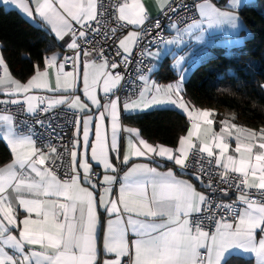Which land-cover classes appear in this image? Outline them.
I'll return each instance as SVG.
<instances>
[{
    "label": "snow or ice",
    "instance_id": "obj_1",
    "mask_svg": "<svg viewBox=\"0 0 264 264\" xmlns=\"http://www.w3.org/2000/svg\"><path fill=\"white\" fill-rule=\"evenodd\" d=\"M0 4L15 6L33 22L39 19L63 42L57 46L72 53L47 49L26 82L10 74L0 54V94L6 97L0 105H19L32 115L64 105L75 117L74 139L60 152L51 143L37 146L31 129L20 131L14 115L7 107L0 108V142L11 153V161L0 166V264H227L233 249L264 264V127L254 130L224 119L215 132L210 118L215 112L190 109L183 99L182 57L173 65L179 80L159 85L139 74L143 82L139 97L122 104L129 114L164 103L182 109L190 127L177 146L148 143L136 128L122 125L117 91L124 75L115 70L127 67L133 49L150 34L144 28L150 16L142 0H109L107 5L104 0H0ZM156 5L163 15L194 8L200 19L184 32L200 29L197 40L205 24L235 29L239 22V0L222 5L214 0H194L191 5L185 0H156ZM153 27H161L158 19ZM171 27L179 33L175 22ZM109 42L119 61H109L104 48ZM179 42V37L166 41ZM140 54L158 55L148 49ZM69 64L71 72L65 70ZM81 67L83 99L76 94ZM97 90L103 92V103ZM93 108L96 113L89 115ZM121 133L127 134L123 150ZM230 139L235 140L231 151ZM164 160L182 174L193 167L201 187L217 195L197 191L189 181L178 179L172 168L159 171V161ZM93 162L102 167V178L93 171ZM60 168L67 169L63 179ZM123 168L127 170L119 177L114 197L115 174ZM231 189L236 199L225 203L223 197L231 199ZM101 209L107 215L102 248ZM21 211L26 214L23 219Z\"/></svg>",
    "mask_w": 264,
    "mask_h": 264
},
{
    "label": "trees",
    "instance_id": "obj_2",
    "mask_svg": "<svg viewBox=\"0 0 264 264\" xmlns=\"http://www.w3.org/2000/svg\"><path fill=\"white\" fill-rule=\"evenodd\" d=\"M238 14L249 30L242 48L217 53L196 66L183 83V96L198 109L214 111L217 119L232 115L243 127L259 130L264 127V0L241 7ZM49 48L56 49L51 35L16 11L0 6V54L15 79L26 82L34 74L33 66L42 63ZM169 64L170 60L164 59L155 72L161 84L176 79ZM122 119L123 123L138 128L148 142L173 148L189 124L183 114L169 108L130 114ZM9 160V152L0 142V165ZM227 264L253 262L231 256Z\"/></svg>",
    "mask_w": 264,
    "mask_h": 264
},
{
    "label": "crops",
    "instance_id": "obj_3",
    "mask_svg": "<svg viewBox=\"0 0 264 264\" xmlns=\"http://www.w3.org/2000/svg\"><path fill=\"white\" fill-rule=\"evenodd\" d=\"M255 1L256 0H239V6L236 9L237 14H238V11H239V9L241 7L246 6V5H251ZM214 2L219 3V4L222 5V4L227 3L228 0H214ZM142 3L145 5L146 10L149 13L150 17L156 16L157 14H159V10H158V7L156 5V0H142ZM0 6L4 7L5 9H12V10L16 11L27 22H29L30 24L45 30L49 35H51V37L53 38V40H54V42L56 44V49L53 52H61V54H63L64 51L67 50L66 47L61 49V48H59L57 46L59 44H62L63 42L62 41H57L55 39L54 33H51L50 29L46 28L39 21V19H37L35 22H33L30 18H26L25 15L23 13H21L13 5L5 6L3 4H0ZM238 17H239V22H238L237 28H235V29L230 27L229 25H221L219 27L208 28L207 25L205 24L203 26L202 38L199 39V40L196 39V34L200 33V31H201L200 29H195L194 28V29H192V34H187V33L184 32V29L187 26L184 27L183 29H180L179 33L175 29H173L171 27L169 29V31L172 34V37L169 40H174V39H177L179 37V40L181 42L176 43V44H168V43L165 42V43L161 44L157 49L152 51L153 53H158V55H156L155 57H149V61H150L149 69H151V71L148 70V72L145 74V76L149 77V83L155 82L156 84H159V85H167L168 84V83L161 84L160 82H158V79L155 76V72L158 70L161 62L164 59H169L170 60V64H169L170 69L176 75V79L174 81L169 82V83H175L177 80H179L180 79V74H178L177 70L173 68V65L176 63V61L178 59H180L182 57L183 59H182L181 65H180L179 73L183 74V79H182V82H181L182 83V93L181 94L183 96V83L186 80L187 75L191 72V70L193 68H195L196 66L204 63L209 58L215 56L217 53H232V52H235V51L240 50L242 48L243 41H244L245 37H247L249 35V30L243 24L239 14H238ZM199 19H200V17H199V13H198V19L197 20H199ZM240 24L243 25L242 28L239 26ZM126 34H127V32L125 33V35ZM65 39H70V36L66 37ZM50 54L51 53H49V55ZM65 70L71 72L73 69H72V67H66ZM51 83H52V86L54 87L55 86V78H54V76H53V79H52ZM262 87H263V90H264V84L262 85ZM76 88H77L76 94L79 95L83 99L84 94H83V72H82V67L80 69L79 79L76 82ZM36 94L37 95H45V93H42V92H37ZM97 94H98V97L101 99V102L103 103L104 102L103 92L97 90ZM46 95L52 96L54 94L53 93H47ZM138 97H139V95L136 98H134V99H137ZM183 99L187 103L188 107L191 109L193 106L189 103V101L187 99L184 98V96H183ZM122 104H123V102H121V113H122L121 120H122V125L125 126V127H133L131 125H127L126 123H123V119L122 118L125 117L126 115H130V114L123 112ZM163 108H169V109L176 110V111L180 112L181 114H183L187 118L186 113H184L182 109H179L175 105H172V104H169V103L152 105L150 107L137 110L135 113H132V114H140V113H145L147 111H151V110H154V109H163ZM204 110H206V109H204ZM94 113H96V110L93 108L92 112H90L89 115H92ZM232 117H233L232 115H225L224 117H222L220 119H217L215 116L214 117H210V118H212L214 120L213 130L215 132H219L220 128H221L220 121L224 120V119H228L231 123H234L236 125L242 126V125L238 124L235 121V119H232ZM188 123H189L188 124V128H189L190 127V122L188 121ZM188 128H187V130H188ZM136 129L138 130V128H136ZM186 134H187V131H186V133L184 135H186ZM72 136H73V139H74V131L72 133ZM141 137L144 140H146L143 136H141ZM90 138L94 139V125H93V131H92V133H90ZM126 140H127V134L121 133L120 143H121L122 150L124 148H126ZM148 143H150V142H148ZM151 144H153V143H151ZM156 144H158V143H156ZM3 145L6 147V149L9 152V155H10V160L5 163V164H7V163H9L11 161V153H10V150L7 147V145L5 143H3ZM164 146H166V145H164ZM234 147H235V140L234 139H230V151H231V149H234ZM214 151H216L218 153V149H214ZM232 154L235 155V153H232ZM89 159H90V149H89ZM144 162L151 163V161H144ZM5 164H3V165H5ZM3 165H0V166H3ZM159 165H160L158 167L159 171H167L169 168H172L178 179L189 181L190 183H192L196 187L197 191L203 192L201 186L197 185L198 182L196 181V179H194V178H192V177H190L188 175H184L182 173H179L178 172V168L175 167L174 165H172L171 162L166 161V160L159 161ZM153 166H157V164H153ZM94 170L96 172H98L100 178H102V174H103L102 167H100L99 165H95V163H94L93 171ZM126 170H127L126 168H123L122 171H120L119 173L115 174V175H117V182H116V184L113 187L114 197L118 195V189H119V185H120L119 177L123 176V172L126 171ZM24 215H26V214L21 211L20 218L23 219ZM99 215H100L101 226H100V228L98 230V236H99V240H100V246L102 248L103 227L106 224L107 215H106V213L103 212L102 209L100 210ZM231 256H239V257L246 258V259H252L253 264H255V257L253 255L243 253L239 249L231 250V255L229 257H231Z\"/></svg>",
    "mask_w": 264,
    "mask_h": 264
},
{
    "label": "built area",
    "instance_id": "obj_4",
    "mask_svg": "<svg viewBox=\"0 0 264 264\" xmlns=\"http://www.w3.org/2000/svg\"><path fill=\"white\" fill-rule=\"evenodd\" d=\"M185 2L191 5L194 0H185ZM104 3L107 5L109 0H104ZM110 11V9H109ZM109 20L110 26L115 25V21L111 20L110 17H107ZM157 19L160 22L161 27L156 29L153 27ZM198 19V12L194 8H189L187 10L181 9L179 15L175 13L169 12L168 15H163L159 12L156 16L150 17V20L146 22L144 28L149 31V35H146L141 41L138 47L133 49L132 55L129 57L130 63L125 66H121L119 69L115 71H119L124 75V80L122 81L121 87L117 91V95L120 98L121 102H124L126 99H134L139 95L140 89L143 87L142 81L138 79L139 74L145 75L150 66L149 56H142L140 53L144 49H148L149 51H154L161 44L168 41L172 34L169 29L171 28V24L175 22L179 29H183L184 27L193 23V20ZM75 27H79L75 25ZM131 29L129 26L124 30V34ZM157 33L159 35L157 36ZM119 35V33H118ZM99 39V37H98ZM103 43V42H102ZM99 47V45H97ZM105 53L109 59V61L115 59L119 61L121 59L120 56L116 55V49L113 42H109L104 44ZM71 55L72 53L68 50L64 51L63 54ZM62 54V55H63ZM67 67H71L69 64ZM139 70V72H138ZM6 99L2 94H0V100ZM7 107L9 112L14 115L15 125L20 131H24L27 128H30L34 139L37 142V146H44L48 143L55 145L58 151L63 152V145L71 146V142L73 140L72 133L74 131V115L71 110H69L66 106L61 105L54 108L52 111L48 113H40L32 115L27 113L26 111L21 110L19 105H0V108ZM43 107V105L41 106ZM43 120V126L37 121ZM206 158V157H205ZM66 157V161H67ZM207 167V165H205ZM66 168H60L58 170V175L60 178H64ZM96 174V172L94 170ZM178 172L181 173V170L178 168ZM184 175H188L195 179V172L193 167H189L183 171ZM99 175V174H98ZM197 181V180H196ZM98 182V181H97ZM197 185H200L199 181H197ZM201 186V185H200ZM221 187H225V185H220ZM202 188V191L208 195L216 196V193H208L206 188ZM236 191L235 189L230 190L231 199L228 197H223V201L225 203H231L236 199ZM239 207V205H238ZM231 220V217H228ZM208 228L214 230V226L210 225L208 221L204 222Z\"/></svg>",
    "mask_w": 264,
    "mask_h": 264
},
{
    "label": "rangeland",
    "instance_id": "obj_5",
    "mask_svg": "<svg viewBox=\"0 0 264 264\" xmlns=\"http://www.w3.org/2000/svg\"><path fill=\"white\" fill-rule=\"evenodd\" d=\"M193 69H194V68H193ZM193 69H192V70H193ZM192 70H191V71H192ZM188 75H189V74H188ZM188 75H187V77H188ZM186 79H187V78H186Z\"/></svg>",
    "mask_w": 264,
    "mask_h": 264
}]
</instances>
